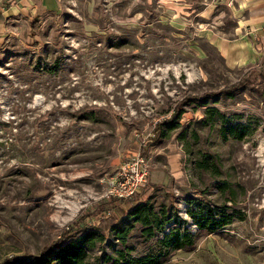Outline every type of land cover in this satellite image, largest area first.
Wrapping results in <instances>:
<instances>
[{
    "label": "rangeland",
    "instance_id": "rangeland-1",
    "mask_svg": "<svg viewBox=\"0 0 264 264\" xmlns=\"http://www.w3.org/2000/svg\"><path fill=\"white\" fill-rule=\"evenodd\" d=\"M206 1L59 0L9 22L0 36V263L86 222L105 234L94 261L102 245L111 252L109 225L151 197L195 237L193 250L163 264H264V50L228 65L206 34L232 28L231 14L200 13ZM178 110L176 128L160 125ZM135 152L150 163L147 184L121 205L109 201L107 181ZM188 209L229 222L206 234Z\"/></svg>",
    "mask_w": 264,
    "mask_h": 264
},
{
    "label": "trees",
    "instance_id": "trees-1",
    "mask_svg": "<svg viewBox=\"0 0 264 264\" xmlns=\"http://www.w3.org/2000/svg\"><path fill=\"white\" fill-rule=\"evenodd\" d=\"M231 92L232 90H226L224 94ZM182 112L178 110L174 117L160 125L166 126V129L176 128ZM207 112L211 118L224 119V115L216 107H208ZM238 127L230 129L237 138L241 136ZM165 134V129L160 130V135ZM183 136L182 131L180 138ZM206 160H201V165L208 164ZM188 203L193 205L194 199L189 198ZM127 206L122 217L109 225L110 237L106 245L111 252H107L102 245L101 253L94 261L89 259V252L104 242L105 234L97 226L86 222L67 226L57 239L37 254L5 257L0 264H163L170 259L173 251H191L195 248V237L187 228L180 227L181 219L175 208L168 213L167 205L160 203L155 206L151 197ZM187 213L193 214L196 226L206 234L229 222L223 218L217 219L209 213L200 217L190 209ZM171 220L175 226L164 231L165 225ZM162 232V236L157 237ZM135 234L139 239L141 251H138L136 245L131 242L130 238Z\"/></svg>",
    "mask_w": 264,
    "mask_h": 264
},
{
    "label": "crops",
    "instance_id": "crops-1",
    "mask_svg": "<svg viewBox=\"0 0 264 264\" xmlns=\"http://www.w3.org/2000/svg\"><path fill=\"white\" fill-rule=\"evenodd\" d=\"M163 1L170 4L182 0ZM58 3L59 0H0V36L11 20L56 10ZM216 3H221L222 9L214 12ZM199 12L217 21L223 19L226 12L231 14L232 28L206 34L209 43L218 49L228 65L245 66L260 58L264 50V0H208L203 2Z\"/></svg>",
    "mask_w": 264,
    "mask_h": 264
},
{
    "label": "built area",
    "instance_id": "built-area-1",
    "mask_svg": "<svg viewBox=\"0 0 264 264\" xmlns=\"http://www.w3.org/2000/svg\"><path fill=\"white\" fill-rule=\"evenodd\" d=\"M262 30L264 33V23ZM150 168L149 161L140 152L132 153L120 165L116 174L107 181L106 199L118 202L121 205L124 201L133 198L147 184ZM102 214L108 217L111 211L106 210Z\"/></svg>",
    "mask_w": 264,
    "mask_h": 264
}]
</instances>
